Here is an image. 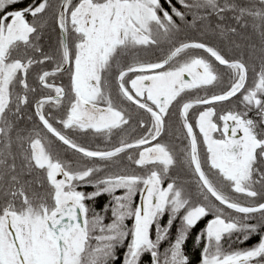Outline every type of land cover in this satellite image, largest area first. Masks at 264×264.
Masks as SVG:
<instances>
[{"label": "snow or ice", "instance_id": "obj_1", "mask_svg": "<svg viewBox=\"0 0 264 264\" xmlns=\"http://www.w3.org/2000/svg\"><path fill=\"white\" fill-rule=\"evenodd\" d=\"M0 264H264V0H0Z\"/></svg>", "mask_w": 264, "mask_h": 264}]
</instances>
